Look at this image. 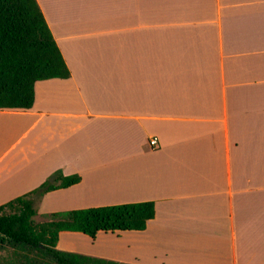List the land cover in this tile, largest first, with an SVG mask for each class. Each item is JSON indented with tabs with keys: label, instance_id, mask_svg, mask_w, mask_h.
Returning a JSON list of instances; mask_svg holds the SVG:
<instances>
[{
	"label": "crops",
	"instance_id": "obj_1",
	"mask_svg": "<svg viewBox=\"0 0 264 264\" xmlns=\"http://www.w3.org/2000/svg\"><path fill=\"white\" fill-rule=\"evenodd\" d=\"M37 2L71 75L0 108V205L78 173L39 210L155 202L144 230L99 232L121 252L97 257L264 264V0Z\"/></svg>",
	"mask_w": 264,
	"mask_h": 264
},
{
	"label": "trees",
	"instance_id": "obj_2",
	"mask_svg": "<svg viewBox=\"0 0 264 264\" xmlns=\"http://www.w3.org/2000/svg\"><path fill=\"white\" fill-rule=\"evenodd\" d=\"M70 69L37 0H0V108H31L35 83L68 78ZM78 173L53 172L38 187L0 205V248L20 253L18 264H132L57 247L63 231L144 230L155 217L154 201L54 211L37 221V202L48 192L81 182Z\"/></svg>",
	"mask_w": 264,
	"mask_h": 264
},
{
	"label": "rangeland",
	"instance_id": "obj_3",
	"mask_svg": "<svg viewBox=\"0 0 264 264\" xmlns=\"http://www.w3.org/2000/svg\"><path fill=\"white\" fill-rule=\"evenodd\" d=\"M37 208H38V215L35 217L37 221L47 220L48 214L52 213L49 211L43 212V211L39 210L38 203H37ZM83 208H85V207H83ZM59 211H66V210H59ZM80 235H81L80 236L81 239H79V241L76 242V244H77V248H79L83 251H81V252L76 251L77 253L97 257L96 255L91 254V253L97 252V253L102 254L103 252H105L107 254H111L110 250H113L114 253H112V254H115L116 248L114 249L112 247L111 240L100 239V238L99 239L98 238L93 239V238H90V237L85 236L83 234H80ZM95 240H97V241L95 242ZM116 250L121 252V250L119 248H117ZM100 258H102V257H100ZM19 260H20V253L17 252L16 250H14L11 246L7 245L4 248H0V264H18ZM115 261H117V260H115ZM119 262H123V261H119Z\"/></svg>",
	"mask_w": 264,
	"mask_h": 264
},
{
	"label": "built area",
	"instance_id": "obj_4",
	"mask_svg": "<svg viewBox=\"0 0 264 264\" xmlns=\"http://www.w3.org/2000/svg\"><path fill=\"white\" fill-rule=\"evenodd\" d=\"M149 143H150L152 148H158L159 147V140L157 137H151L149 139Z\"/></svg>",
	"mask_w": 264,
	"mask_h": 264
}]
</instances>
